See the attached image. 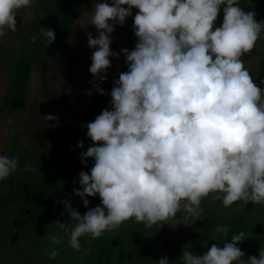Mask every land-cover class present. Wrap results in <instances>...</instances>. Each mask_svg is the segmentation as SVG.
Instances as JSON below:
<instances>
[{
    "label": "clouds",
    "instance_id": "1",
    "mask_svg": "<svg viewBox=\"0 0 264 264\" xmlns=\"http://www.w3.org/2000/svg\"><path fill=\"white\" fill-rule=\"evenodd\" d=\"M32 3L0 0V37L17 31V11ZM222 5V24L214 27ZM93 9L90 24L97 33H86L94 49L87 95H110L111 110L82 125L92 144L80 153V162L91 158L94 164L78 174L80 188H73V195L86 208V197L98 195L101 204L81 215L70 200L58 201L69 220L55 221L64 235L51 236L50 243L61 244L67 236L79 251L82 236L99 238L132 218L149 228L181 212L185 221H196L201 201L210 195L224 207L238 201L264 205V87L259 86L264 80L258 85L242 59L255 48L264 21L239 0H98ZM130 16L134 48L112 51L115 26ZM40 31L47 45L55 42L54 29ZM121 56L127 71L108 93L100 85L112 67L110 57ZM43 119L59 123L51 114ZM76 147L83 148V141ZM19 167L17 158L0 155V181ZM229 231L215 227L219 236L228 237ZM246 239L245 231H235L223 247L214 243L202 254L188 244L179 258L182 264H264V250L244 259L239 244ZM58 255L52 249L49 259ZM155 264L172 262L164 255Z\"/></svg>",
    "mask_w": 264,
    "mask_h": 264
},
{
    "label": "trees",
    "instance_id": "2",
    "mask_svg": "<svg viewBox=\"0 0 264 264\" xmlns=\"http://www.w3.org/2000/svg\"><path fill=\"white\" fill-rule=\"evenodd\" d=\"M33 1L35 16L18 25L17 31L10 30L7 39L0 40V64H5L9 77L0 110L8 115L23 111L34 68L39 73L42 89L46 82L47 86L52 83V77L57 78L58 96L47 97V100L60 113V122L51 143L36 131L23 145L22 135L13 133L5 145L8 150H1L0 155L17 158L20 167L0 181V264H155L164 255L172 264H182L179 257L185 245L189 244L196 254H202L214 243L223 247L235 231H245L248 235V239L239 244L245 253L244 259L259 256L264 250V205L249 202L242 206L243 202L238 201L224 207L222 200H213L211 195L201 201L203 213L196 221L192 218L185 221L181 212L177 218L149 228L132 218L99 238H92L90 234L82 236L79 251L69 245L67 236L61 244L50 243L51 236L64 235L55 221L69 220L66 212L61 215L64 206L58 201L70 200L81 215L101 204L98 195L86 197L90 201L86 208L81 199L73 195V188H80L78 174L89 172L94 164L91 158L86 165L80 162V153L92 144L87 128L82 125L94 121L103 109L111 110V96H101L95 91L87 95L93 79L89 72L92 51L81 44L71 49L65 41L86 0ZM239 3L245 11H255L257 21H264V0H239ZM223 7L214 27L222 24ZM137 11L135 9V14ZM41 27L55 30L54 43L47 45ZM131 35L129 28L115 27L111 50H132L136 43L128 45ZM33 36L37 37L35 42ZM256 44L260 47L245 67L259 85V81L264 80V32ZM110 60L112 67L106 73V81L100 85L108 93L119 73L127 71L123 56L119 60L110 57ZM55 88L51 87L56 91ZM48 91L49 88L45 93ZM80 141L83 148L76 147ZM25 165L34 170H25ZM217 224L229 228L228 237L215 233ZM214 235L216 239L212 240ZM205 240L207 244L202 243ZM52 249L59 250L55 259H49Z\"/></svg>",
    "mask_w": 264,
    "mask_h": 264
},
{
    "label": "rangeland",
    "instance_id": "3",
    "mask_svg": "<svg viewBox=\"0 0 264 264\" xmlns=\"http://www.w3.org/2000/svg\"><path fill=\"white\" fill-rule=\"evenodd\" d=\"M98 2V0H86L83 4L79 15L75 19L72 27L69 30V33L65 36V41L70 44L71 49H74L77 44L83 45L87 50H90L87 45L86 33L91 32L93 36L96 35L97 29L95 26L90 24L91 17L93 14V4ZM111 3V0H108ZM36 5L33 3L29 7L21 8L16 13L17 26L21 25L24 21L29 20L35 16ZM133 16L135 15V8L132 9ZM115 27L119 28H129L131 32V37L128 45L135 44L137 38L134 36L133 32V18L132 16L126 18L125 23L120 26ZM10 30H6L4 36L0 37V40L7 39L6 37L10 36ZM4 45L5 44L4 42ZM11 47V46H10ZM260 44L255 46L251 53L246 54L244 58L245 64H248L254 56V52L258 50ZM13 48H16L13 46ZM90 51H94L91 49ZM5 64H0V107H2L3 102V93L9 85V77L5 73ZM54 75H58L55 73ZM46 76L48 74L46 73ZM50 78V77H49ZM52 83L47 86V82L43 84V89L41 86V79L39 73L33 68L30 73V90L27 96V101L25 107L21 113H16L14 115H8L5 111L0 110V153L3 149L8 150L5 145H7L8 140H10V135L13 133H20L22 135L23 145H26L27 142L31 139L32 135L37 131V134L40 133L42 139H45L47 142H52L53 138L56 136V131L58 124L56 120L46 121L43 119L46 115H54L58 118L60 122V113L58 110L53 107V104L47 100L53 95L58 96L57 87V78L52 77ZM51 87L56 89L53 90ZM49 88V91L45 93V90Z\"/></svg>",
    "mask_w": 264,
    "mask_h": 264
}]
</instances>
